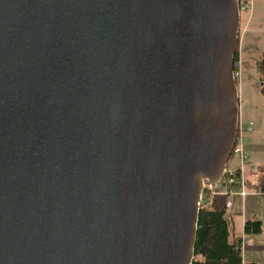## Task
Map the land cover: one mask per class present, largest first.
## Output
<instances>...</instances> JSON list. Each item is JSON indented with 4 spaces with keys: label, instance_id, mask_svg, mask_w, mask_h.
Returning a JSON list of instances; mask_svg holds the SVG:
<instances>
[{
    "label": "water",
    "instance_id": "1",
    "mask_svg": "<svg viewBox=\"0 0 264 264\" xmlns=\"http://www.w3.org/2000/svg\"><path fill=\"white\" fill-rule=\"evenodd\" d=\"M238 2L0 0V264H191Z\"/></svg>",
    "mask_w": 264,
    "mask_h": 264
},
{
    "label": "rangeland",
    "instance_id": "2",
    "mask_svg": "<svg viewBox=\"0 0 264 264\" xmlns=\"http://www.w3.org/2000/svg\"><path fill=\"white\" fill-rule=\"evenodd\" d=\"M263 51L264 0H251V8L242 13L239 11L238 62L234 78L238 91L239 121L244 125L251 123L250 131L242 136L243 148L247 151L243 168L256 187L264 185V97L259 94V74L256 70V61ZM227 165L235 168L238 165L236 158L231 156ZM223 186L224 181L221 179L215 191H222ZM214 202L215 206H219L221 199L215 198ZM237 208L240 218L234 228L241 234L242 263L264 264V229L258 235L240 232V221H264V197H247L244 205L238 203Z\"/></svg>",
    "mask_w": 264,
    "mask_h": 264
},
{
    "label": "trees",
    "instance_id": "3",
    "mask_svg": "<svg viewBox=\"0 0 264 264\" xmlns=\"http://www.w3.org/2000/svg\"><path fill=\"white\" fill-rule=\"evenodd\" d=\"M238 5L240 7V1ZM237 62L238 49L233 56V65ZM235 70L234 67L233 72ZM256 70L259 74V94L264 97V51L256 61ZM231 156L232 153L229 158ZM261 194L264 197V189ZM234 227L231 215L224 209L213 207L208 193L202 190L191 264H255L242 263L241 237ZM263 229L264 221L245 220L242 225L243 234L256 235Z\"/></svg>",
    "mask_w": 264,
    "mask_h": 264
},
{
    "label": "built area",
    "instance_id": "4",
    "mask_svg": "<svg viewBox=\"0 0 264 264\" xmlns=\"http://www.w3.org/2000/svg\"><path fill=\"white\" fill-rule=\"evenodd\" d=\"M241 2V5L239 7V11H244L247 8H251V0H239ZM234 76H236V73L234 72ZM251 127V123L249 124H241L238 120L237 125V135L236 140L232 149V156L236 158L238 165L235 166V168H230L226 166L222 180L224 181V185L226 186L224 188V191L221 193L222 196L226 197V199L223 202V208L224 210H229L232 207V197L233 196H239L242 198L244 193V178H243V163L246 160V154L244 152L243 144H242V136L245 132H249ZM232 186H237L238 192H233L230 190ZM216 188V185L214 187H211L209 185H204L203 190H205L208 193L209 199L212 198L214 195L213 192ZM242 246V243H241Z\"/></svg>",
    "mask_w": 264,
    "mask_h": 264
},
{
    "label": "crops",
    "instance_id": "5",
    "mask_svg": "<svg viewBox=\"0 0 264 264\" xmlns=\"http://www.w3.org/2000/svg\"><path fill=\"white\" fill-rule=\"evenodd\" d=\"M239 106V105H238ZM243 138V137H242ZM243 140V139H242ZM247 148V147H246ZM248 149V148H247ZM250 150V149H249ZM244 152H245V154H246V156H247V151L245 150V148H244ZM243 178H244V193H245V195L242 197V198H240L239 196H233L232 197V207L229 209V210H226L230 215H231V217H232V220H233V224L234 225H236V227H237V221H238V217L240 218V213H239V211L237 210L238 208V203L239 204H241V206L242 205H244V202H245V199L247 198V197H255V196H258V195H261L262 196V194H261V191L264 189V185H262L261 187H256L251 181H250V179H249V177H248V174L245 172V169H244V171H243ZM226 186L224 185L223 186V189H222V191H215L214 190V194H216V195H214L212 198H210L209 199V202H210V204L213 206V207H215V208H217V209H222L223 208V202H224V200L226 199V197H224V196H222L221 195V193L224 191V188H225ZM230 190L231 191H233V192H238L239 190H238V188H237V186H232L231 188H230ZM215 198H220L221 199V203H220V205L219 206H215V202H214V199ZM238 199H239V201H238ZM245 220H243L242 222H244ZM256 221H259V220H256ZM241 221H240V232L242 233V225H243V223H242ZM262 232H263V230H262ZM240 234V233H239ZM243 234V233H242ZM260 234V233H259ZM256 235H258V234H256ZM240 237H241V234H240ZM241 239V238H240ZM241 243H242V239H241ZM251 263H254V262H251ZM256 264V263H255Z\"/></svg>",
    "mask_w": 264,
    "mask_h": 264
}]
</instances>
